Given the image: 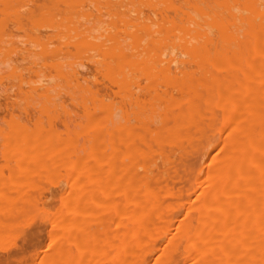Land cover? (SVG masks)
Wrapping results in <instances>:
<instances>
[{
  "label": "bare ground",
  "instance_id": "6f19581e",
  "mask_svg": "<svg viewBox=\"0 0 264 264\" xmlns=\"http://www.w3.org/2000/svg\"><path fill=\"white\" fill-rule=\"evenodd\" d=\"M35 1V5H37L38 1ZM16 2L17 0H0V10L2 9L4 12L11 8L10 10L15 11L16 7L13 6ZM51 2H54V0ZM69 2L72 3V7L76 3L75 8H72L71 4L67 7ZM69 2L65 0L66 7L71 12L72 10L74 12V9L84 11L83 4L79 5L82 3L81 0ZM114 2L119 4L114 5L113 2L108 0V5L106 3L100 5L109 6L110 11L108 10V12H111V7L113 9L114 7L117 8V11L118 8H122L120 9L122 11L125 8L128 10L129 5L127 4V7H125V1H122L124 6L121 5L122 3L119 0ZM138 2L141 1L138 0ZM131 3L133 2H130V5ZM39 5H43L41 8L43 11L48 10L49 4H46V2ZM46 5L48 6L46 7ZM143 5L150 6L151 10L154 11L153 13L157 11L159 19L156 17L157 22H152L156 25L155 27L148 23L150 20L148 22L147 20L144 21L145 23L141 22L142 24L139 23L140 21L135 23L132 20H127L126 25L120 17V20H113V23L118 22L121 25L123 24L124 27L120 32L109 34L110 36L106 38L107 41L100 40V42L95 40L97 37H93L94 35H87V31L91 34L92 31L89 30L90 28L93 30L94 25L90 28L85 27L80 31V27H76L79 23L72 27V22L70 25L72 29L67 30L69 32L72 30L70 32L71 37L68 36L70 35L69 32L67 37L59 34V38L65 37L64 40H59L60 43L62 40H67L66 43L62 42V44L64 43L62 46L73 47L74 51L79 47L77 50L79 54L85 53L82 50L85 51L88 48V50H95L96 54L88 57L90 61L92 60L95 63V70L96 65H99L97 70L104 73L103 75L107 78L108 83L116 90L113 93L119 96L120 103L132 106L137 115L146 117V121H137V126H132L128 122L129 119L124 121L126 110H123L124 115L121 114V117L124 118V122H128L127 125L125 123L127 127H124L111 116L113 114L109 109L110 106L105 104L102 98H98L96 95L98 93L93 92L100 85L92 91V88L86 85L79 86L77 83L78 89L76 88V91H82V95L87 94L88 101L91 104V109L85 112V116L88 118L86 120L85 117V120L88 122L83 127V130H88V133L84 131L85 134L89 135H86V140L91 139L87 141V145L90 142L88 146L85 143L82 144L84 147L86 146L87 150L82 149L83 147L80 149L81 144L78 148L77 143H74L73 140H70L73 143L64 142L66 145L71 143L70 145H73L75 151L80 149L84 153V155L83 153L80 155V150L77 153L74 151V154L78 156L72 154L71 157H76L78 161L75 160L80 164L73 161L75 164L72 166L71 159L73 157L69 158L70 164H68L66 157H63L65 154L61 153L64 149H58V143H55L56 146L53 145L56 151L59 150L58 153L63 154V160L60 161V155V159L56 157L58 163L57 161L55 163L62 165L66 162L68 164V167H66L67 164H63L61 167L63 171L66 169L65 172L59 171L61 170L60 166H57V171L63 172L62 175L64 176L70 175L72 179L71 177L68 179L69 176L65 177V180L68 179L67 181L70 182L66 183L68 187L65 186L66 189L63 192V201L66 202V205L63 206L66 209H62L64 212L61 211L60 218L57 220L58 225L53 227L58 229L56 233L58 238L54 242V250L47 256L43 264H264V0H143ZM76 6L79 8L77 9ZM133 6H135L134 3ZM160 7L163 12L160 11ZM30 8L28 9L30 12L35 11L34 8L33 11ZM57 8L53 9H56L55 12H60L61 15L62 10H59L61 7L58 9L59 11H57ZM62 9L64 10V8ZM70 10L65 9V13L68 12V17L71 13ZM114 11L116 10H112V13L117 17V11ZM47 12L49 13L50 9ZM42 13L41 16H46L45 13ZM90 13L89 11L88 16L83 14L86 16H83L85 21L89 20ZM36 14L34 15L36 16ZM67 15L64 14L65 17ZM75 15H77V11L74 12ZM28 16L30 17V15ZM54 16L57 17L58 15L52 14L51 18H54ZM71 16L70 20L74 18L73 14ZM64 18H61L62 20L60 19L59 22L66 21ZM76 18L73 21H76ZM77 20L79 21V19ZM59 22L58 24H61ZM79 22L82 25L87 21ZM130 22L131 26H129ZM70 23L67 22L66 29H68ZM58 24H51V28L57 27L55 28L56 32H54L55 36L60 32V27H58L60 25ZM62 25L63 28L65 23ZM103 26L105 25L103 24ZM58 28L59 31H57ZM75 28L79 29V32H76ZM97 28L99 29L98 26L95 29L97 30ZM116 28L117 26L115 31H119L121 27ZM52 30L54 31V29ZM62 31L64 30L62 29ZM35 32L37 34V30ZM47 34L50 36L49 33ZM64 35L66 34L64 33ZM75 35L77 38L74 37ZM42 36H39L41 40L43 39ZM51 36L53 37V35ZM72 38H76L75 41ZM45 39L42 40L43 44H37L39 46L37 48L44 47L43 55L47 52L48 54H46L50 56H48L49 59L47 58L50 63H48L49 69L54 66L57 75L58 73L61 75L59 68L62 67L57 65L60 61L62 62L63 58L68 62L69 58H75L76 55L73 56V53L71 54L68 50V54H65L68 56L59 60L64 51L58 49L55 50L58 57L55 58L57 55L54 52L51 56L54 49L49 54L48 50L51 48L46 49L44 46L49 42V39L48 37ZM35 41L33 40V42ZM72 41L74 42L72 43ZM51 44H53V47L55 46L54 43ZM59 51H61V54H59ZM32 54L38 55L36 52ZM70 55L73 57H69ZM29 57L31 56L29 55ZM37 57L39 56H35L34 59L43 60L41 64L45 63L44 65H47L45 56L43 58ZM51 57H54V61L58 59L59 62H53L54 64L51 65ZM77 58L76 63L74 59H71L72 62L74 61L76 66L82 65V62L79 64V61L83 59L77 60ZM34 59L32 65L36 63L34 62L36 59ZM71 60L69 61L70 64L65 62L68 67L65 66V63L63 65V67L68 68L69 73L73 70L72 65H74ZM76 66L75 69H77ZM128 75L130 76L128 77ZM74 76L75 79L79 77ZM59 77L61 78V76ZM140 78H143L146 84L145 89L149 93V97L142 99L143 101L140 100V95L139 97L136 95V89L133 90L136 92L135 94L131 91L134 85H136V88L138 87L137 90L141 89L138 86L140 81L136 80ZM71 79L72 77H70ZM58 80H55V82ZM84 81L86 82L87 79ZM69 85L71 84H68V87ZM52 86L53 89L50 88L51 90H48L49 87H47V90L45 89L49 93L48 95L51 92L54 94V90L57 92V89H59L58 86L50 85V87ZM43 87L45 88L46 85ZM37 88L42 89L41 86L36 85L35 89ZM66 89L64 92L68 91L69 88ZM38 93L43 94L44 98L45 94L43 92L42 94ZM113 93L112 95H114ZM80 94L78 95L80 96ZM48 95H45V98H48ZM55 95L56 93L54 96L52 95V98H49V101H53V98L57 96ZM85 95L79 98L82 97L81 99L84 100ZM83 103L85 102L83 101ZM96 110H108V117L103 115V120L109 121L110 119L109 123L112 128L109 126L108 128L112 130L104 128L108 125V121L107 124L104 122L106 126L102 128L101 123L103 120H99V117V119H93L94 116L91 117ZM155 115H158L160 121L156 119L157 117L154 119ZM152 119L159 121L161 126L158 125L160 126L158 127L156 122V125H154ZM119 124L123 128H119L120 131L124 132L121 135L117 133L118 140L121 137L122 140H120L121 143H116V135L114 134L118 126L120 127ZM128 124H130V127H128ZM85 134L84 137H86ZM122 134L124 137L127 136V140L123 139ZM205 134L209 135L205 137ZM58 137L60 138V136ZM81 137L83 136L81 135ZM204 137L206 140L204 143L207 140H211L212 143H210L207 150L204 148L206 152L202 153L203 157L202 161L200 160L201 164L199 163V170L196 171L197 175L195 174L192 185L187 189L189 192L187 191V194H185L186 198L182 201L184 203H178L179 198L177 199V197L179 195L176 196V193L174 194L170 190V181L168 182L170 180L168 177L171 175L169 172L174 173L171 169L170 155L173 154V150L176 152L177 149H180L178 147L184 144L181 140H186L189 149L192 146L195 149L196 145L193 141H196L197 144L199 141L201 143ZM64 139L68 141L67 138ZM179 141H181L180 146L177 145L176 147ZM191 142L194 143L192 146ZM166 146L172 148L171 151H169L170 149L166 151ZM51 147L47 150L49 156L52 151H55V148L52 147L51 150ZM64 148L66 156H69L67 150L70 149L71 151V148H69V145L67 146L68 149L66 146ZM195 150L197 152V149ZM34 151L36 152L35 149ZM180 151L181 149L178 150V154L181 153ZM47 152L42 154L43 158H45L44 155L48 158ZM31 153L33 152L29 153L30 156ZM24 154L22 157H27L29 162L28 153ZM36 154L38 155V153ZM56 154L51 158L54 159ZM190 156H193V154ZM181 158L180 161H182ZM158 160L160 164L157 162ZM186 160H184V163ZM38 161H35L37 165ZM40 163H44V161L42 160ZM49 164L52 165L53 171V168H55L54 163L51 164L50 162ZM77 164L79 166L74 167ZM64 165L65 169L63 168ZM172 168L174 169V166ZM177 168L179 167L177 166ZM182 176H184L183 172ZM172 187L171 189H173ZM67 188L70 192L67 191ZM177 190L175 189V191ZM178 192L177 194H179ZM182 197L184 198V196H181L180 199ZM3 211H6V209ZM23 253L24 251H22ZM25 256L22 257L19 254L18 259L15 260L20 261L19 258H21L24 261Z\"/></svg>",
  "mask_w": 264,
  "mask_h": 264
},
{
  "label": "rangeland",
  "instance_id": "374dc122",
  "mask_svg": "<svg viewBox=\"0 0 264 264\" xmlns=\"http://www.w3.org/2000/svg\"><path fill=\"white\" fill-rule=\"evenodd\" d=\"M37 1L39 3L37 2V5H35V3H36L35 0H33V2H31V0H29V1H27V0L26 1L25 0H22V1L21 0L20 1L17 0V2L14 3V6H13L14 8L16 7L15 8V11L10 10L11 8H9V10L6 8L7 10L4 11V12L2 11V9L0 10V44L2 46V47L0 46V60H1L0 61V264H12L13 262L15 264L16 261L19 262V263L16 262V264H22V263L23 264H43V262L45 261V259L47 258V256H49L50 253L54 250L53 249L54 242L58 238V235L56 234L57 231H58V229H54L53 227L56 226V225H58V221L57 220L60 218V214H61L62 209H64V206L63 205H66V202L64 203V201H63V199H64L63 198L64 197L63 192L66 189L65 186H66V183L68 182L67 180L71 177L70 175H68L69 177L67 175L66 176L62 175V173L65 172L66 169L64 168L65 165L63 166V168L65 169L64 171L62 170L61 167H62L63 164H67V163L70 164V161H69L70 159L69 158H72L73 157L71 159V161H72L71 162V166L73 164H75V163H73V161L74 162H77L78 161V159H76V157H74V156L71 157L72 154L75 155L74 154L75 149H73V145H70L71 143H73L70 140L75 141L74 143H77L78 148H79V146L81 144L80 149H81V147H83L82 149H84L86 146H88L90 144V142H88V145H87V141L91 139V138H89L88 140H86V138H87L86 135H88L87 134L88 133V130L87 131L86 130H83L84 125L87 124V122H88V121H86V120H88V118L85 116L86 115L85 112H87L89 109H91L90 108L91 107V104L88 101L87 94L86 95L84 94L85 95V99L84 100L81 99L82 97L79 98L80 96H84V95H82V93H83L82 91H80V90L76 91L78 89L77 88V86H78L77 83L79 84V86L86 85L89 88H92V91H93V89L95 90L96 87H98V85H100L96 89L97 91L95 90L93 92H96L98 94L100 93L99 95L96 94L98 96V98L99 99L102 98L103 101H104V103L105 104H108L110 106L109 109L112 111V114H113L111 116L113 118H115L114 120H116L117 123L119 122L121 125H124V127H127V126H125V123L127 125L128 122L132 126L135 125V127H136L137 124H138L137 121H139V122H145L146 121V119H145L146 117H143L142 115H137L135 113L134 109L132 108V106H129L127 104L124 105L123 103H120L121 100H119V98H118L119 96H117V95H115L113 93V91L115 92L116 90L108 83L107 78H105V75H103L104 73H101L100 72L101 70L100 71L97 70L99 65H96V70H95V68H94L95 67V63L92 60L90 61V59H88L89 56L96 54L95 53V50H88L89 49L88 48L85 51L82 50L85 53L79 54L78 51H77L79 49V47H77L78 49L76 48L77 49L76 51H74L73 47H68L69 48L68 49L67 47L62 46L67 41V40L66 41H63L65 39V37H63V38H59V37L61 35L67 37V33L69 32L67 30L72 29L70 25L73 22L72 27L74 25H76V24L79 23V25L76 26V27L77 28L80 27L79 28L80 31L83 28H85V27L86 28L87 27L90 28V26L92 27V25H94L95 27L93 26V30H92V28H90V30H89L90 32L92 31L91 34L88 31H87L88 34L87 33L86 34L87 35H94L93 37H97V39H95V40H98V41H100V40L101 41H103V40L104 41H107L106 38H108V36H110L112 32H114L113 34H115V32H120V30L122 29V27H124L123 24L121 25L118 22H114L113 23V20L116 21V20L122 19L123 22H125V24H126V22L128 23V21H131V20L133 22H135V23H138L139 21H140L139 23H141V22L142 23H145L144 21L147 20V22H148V20H150L151 22L149 21L148 23H150L152 25V27H155L156 25L154 23L157 22L156 21L157 20L156 17L159 19V16L157 15V11L155 13H153L154 11L151 10L150 6L143 5V0H140L141 2H138V0H119V2L122 3L121 4L122 6L125 5V7H127V4L129 5L128 10L130 12L127 10V8H125L124 11L120 10L122 8H118V11L120 10L118 12L117 11V8H115V7H114V9H113V7H111V12H108V10H109L108 7L109 6L106 7V5H102V6L100 5V4H104V3L107 4L108 3V0H88V1L87 0H81L82 3H80V4H79V2H77V3L80 6H81V4H83V7H82V8H84V11H82L83 13L81 12L80 9H79L80 11L74 9V12L77 11V15L78 14L79 15H82V16H80L81 18L79 17V15L78 16L77 15L74 16L73 10L71 12L70 9L69 10H70L71 13H70V15L68 17V15H67L68 12L67 11H69V10H68L67 7L70 4H71V7H72V3L69 2V1L72 2V0H67V2H69L68 5H67V7H66L65 0H61V1L59 0L58 2H56L57 0L56 1L54 0V2H51L52 0H49L50 2H48L47 0H44V1L37 0ZM76 1L77 0H75V2ZM94 1H96L95 2V5L93 4ZM100 1H102V2H100ZM105 1H107V2H105ZM114 1L115 0H113V1L110 0V2H113L114 5H117L118 2L115 3ZM122 1L123 2L125 1L124 3H126V4H124ZM24 2H26L25 3V6L27 4L26 7H29L30 6L31 7V8L29 7L30 10L33 11L32 9L34 8L35 11L34 12H30L28 10L29 8H26L24 6ZM41 2L42 3L46 2V4H49V6L46 5V7L48 6V10L50 9V12L49 13L47 12L48 11L47 9H46V12L43 11V9H41L43 7V5H39V4H42ZM130 2H133L134 3L135 6H133V3H131V5H132V7L134 9L132 7H130L131 6L130 5ZM51 3H52V5H51ZM96 3L98 4V8L96 7L97 6ZM53 4H55V5H53ZM57 4H58V8H57ZM75 5H76V3H75ZM75 5L72 8H75ZM36 6L37 7H40V8H37ZM44 6H45V4H44ZM50 6H53V7H50ZM78 6H76L77 9L79 8ZM94 6L96 7V9H95ZM59 7H61V9H59ZM105 7L107 8V10H106ZM14 8H12V9H14ZM51 8L52 9L53 8H57V11L62 10L61 11V15H60V12H55L56 9H53V11H54L53 12ZM62 8H64V10ZM65 9L67 10L66 11L67 13H65ZM85 10H86V12H88L87 13L88 15H89V11L91 12L90 13L91 16H89L90 18L88 17L89 20H86L87 22L85 21V18H84V17L88 16L87 14H85L86 13ZM97 10H100L101 13H100V11H97ZM112 10H116L117 11V14H118L117 17H115L113 15ZM116 11H114V12H116ZM136 11H137V14H136ZM160 11L163 12V10H162L161 7H160ZM39 12L45 13L46 16L45 15H42L43 16L42 17L41 16V13H39ZM121 12H124V13H121ZM161 12H160V14L162 16V13ZM30 13L31 14H33V13L36 14L37 13L36 14L37 17L34 14L31 16ZM63 13L66 14L68 18L65 17ZM92 13H93V16H92ZM110 13H111V15H110ZM125 13L129 14V15L126 14L128 17L125 15ZM52 14L53 15L56 14L58 16L57 17L54 16V18H51ZM71 14H73V16H74L73 19L71 18L72 20H70ZM83 14H85L86 16H84ZM119 14H123L124 16H126L125 18H127V19H125L123 15H119ZM28 15H30V17ZM75 17H77L76 18V21L77 22L76 21H73V20H75ZM50 18H51V20H50ZM57 18H59V19H57ZM61 18L62 19L63 18L66 19V21L64 20L62 22H59ZM52 19L54 20V22H53ZM77 19H79V21H81V22H86V23H84V24L82 23V25H81V23ZM70 21H71V23H70ZM46 22H47V24H46ZM58 22L61 23V24H58ZM67 22L70 23L69 26H68V29L65 28L67 26ZM152 22H154V23H152ZM62 23H63V25L65 23V26H63ZM115 23H116V25H115ZM35 24H37L38 26H36ZM49 24H50V26H49ZM51 24L52 25H54V24L55 25H57V24L60 25L58 27H60V32L61 33L59 32L57 34L58 36L57 35L56 36L54 35V32H56L55 31V28H57V27L54 26L53 28H51L52 27ZM103 24L105 26H103ZM130 24H131V22L129 23V26H131ZM61 25L63 26V28L61 27ZM112 25H114V26H112ZM96 26H98L99 29L97 28V30H96L95 29ZM116 26H117L116 29H119L121 27L119 29V31L118 30L115 31V27ZM48 27H49V29H48ZM64 28L66 29V31H65ZM52 29H54V31ZM62 29L64 31H62ZM79 29L78 30L76 29V32L77 31L79 32ZM35 30H37V34H35L36 33ZM57 31H59V28H58ZM106 31H108V32H106ZM70 32H69L70 35H68V36L71 37V33ZM47 33H49L50 36L53 35V37L51 36V38H50V36H48ZM64 33L66 35H64ZM93 33H95V34L98 33V34L95 35ZM46 34H47V36H46ZM59 34H60V36H59ZM104 34L105 35L107 34V35L105 36ZM118 34H121V33H118ZM36 35H38V36H36ZM41 35H43L42 36V38H43L42 40H44L47 37L49 39V42H47L48 45H47V43L44 44V46H45L46 49L48 47L51 48L50 50H48L49 54H50L51 50L54 49V51L51 52V54H52L51 56H53V52L55 53V50L63 49L62 50V51H64V53L62 52L63 54H61V51H59V54H61V58H59V60L60 59L62 60V57L68 56V55H65V54H68L67 53L68 50H69V52H71V54L73 53L72 54L73 56L76 55L75 58L72 55H70L69 57L72 56L73 58H69L68 57L69 58L68 59L69 61L71 59L72 60L74 59L75 60V63H76V58L77 57H78L77 60L78 59L79 60H82L83 59L82 61H79V64H80V62H82L81 63L82 65H78L79 68H78V66L75 65L74 61L72 62V60H71V63H73L78 70L75 69V66L74 65H72V69L73 70L71 71V69H70L71 72L69 73V71H67V69H68L67 68L68 67L67 64L68 63L70 64V62L69 61L67 62L65 58H63L64 61L62 60L63 63L60 61V63L57 65V66L60 65L63 68V69L62 68L61 69L59 68V71H61L62 74L60 75L58 73V75L61 76L62 79L57 75V71L55 70L56 68L54 66L53 67L51 66V68L49 69V66L48 65L50 63H49V60L48 59H49L50 56L47 55L48 54L47 52H46L47 54L45 53V55H43V53H44V47L42 45H40L42 47L37 48V47H39V46H37L38 43H40V44L42 43L43 44V42H42V40L40 38ZM73 35H74V33H73ZM73 35H72V37H73ZM33 36H34V38H32ZM54 37L56 38L55 40H54ZM70 37H69V39H70ZM74 37H76V35ZM76 38H72V39H74V41H75ZM60 39H63L61 41V43L59 42ZM33 40H36L37 43H36V41L33 42ZM74 41H72V43ZM62 42H64V43L62 44ZM34 43H36V44H34ZM51 43H54L55 46L53 47L52 46L53 44H51ZM41 48H43V49L40 50ZM55 48H57V49H55ZM33 49H34V51H33ZM80 50H79V52H80ZM30 51H31V53H30ZM32 51L34 53L36 52L38 55H35V54L34 55L35 56H39L40 58H43V56H45L47 65H44L45 63L41 64L43 62V60L40 61V59L37 60L36 58H35L36 61H34V62H36L34 64L36 66L32 65L33 64V61L32 60L35 57L32 54L33 53ZM27 53H28V55H27ZM56 53H57V51H56ZM41 54H42V56H40ZM29 55L31 57H29ZM46 55H47V57H46ZM56 55L57 56H55V58L58 57V54H56ZM3 57H5V58H3ZM39 57H37V58H39ZM45 58H44V60H45ZM50 60L52 61L51 62V65H53L54 63H57V61H58V59H56L54 61V57L53 58L51 57ZM37 61H38V63H37ZM65 62H67V64ZM92 62L94 63V65H93ZM3 63H4V65H3ZM64 63L66 64L65 66H67V67L64 66L65 67V70H66V73L65 74H64L65 70H64V67H63ZM77 64H78V62H77ZM15 66H16V68H15ZM11 69H13L14 71L11 70ZM80 72H81V74L83 72V74L82 75L81 74L79 75ZM85 73H88V74H85ZM72 75L73 76L76 75V77H78V76L79 77L77 79H75V76L73 77ZM130 75H128V77ZM69 76L72 77L71 80H70V77ZM82 77H84V78L82 79ZM66 78H67V80L69 79L70 81L69 80L67 81ZM86 79H87V81L85 82L84 80H86ZM140 79L139 80L136 79L138 82L140 81L139 82V85H138V83H137V85L140 86L141 89L143 87V89L142 90L141 89L137 90L138 87L136 88V85H134L133 86L134 88H131V91L134 92L133 90L136 89L135 91L138 94L136 92H134V94L136 93V95H138V97L140 95L139 98H140L141 101H143L142 99H147L149 97V93L145 89V85L146 84H145L143 78H140ZM55 80H58L57 81L58 83H61L62 82L61 83L62 85L61 84H58L57 82H55ZM46 83L47 84L49 83V84L47 85ZM56 84H58V85H56ZM68 84H71V85H69V87H68ZM31 85H33V86H31ZM36 85L37 86H41L42 89L40 90L39 89L40 87L37 88V89H35ZM45 85H46V87L44 88L43 86H45ZM50 85H55V86H58L57 88H59V89H57V92L58 93L56 92V90H54L55 91L54 94L56 93V95H57V96L55 95L56 98L58 96H60L57 99L54 97L55 98V99L53 98V101L54 102L53 101H49L50 100L49 98H52V95L54 96V94H52V92H51V94H50L51 97H50V95H48L49 93H47V91H46L47 90V87H49L48 90L50 88L53 89V86L50 87ZM107 85L109 87H111V88H109ZM32 88H33V90L35 89L34 90L35 92L32 90ZM66 88H69V89H68V91L64 92L65 90H67ZM110 89H113V90H110ZM58 90H60V91H58ZM61 91H63V92H61ZM144 91H145V94H144ZM38 92H40L41 94L43 92L45 95H48L49 97L48 98L47 97L45 98V95H44V98H43V94L40 95ZM107 93H109V94H107ZM112 93L114 95H112ZM78 94H80V96ZM31 95H32V97H31ZM74 96H75V98H74ZM72 99H73V101H71ZM86 99H87V101H86ZM46 100H48V101L46 102ZM83 101L85 103H83ZM59 102H60V104H59ZM78 102H79L80 105L78 104ZM118 103H120V104H118ZM85 105L87 106L86 108L84 107ZM112 106H113V108H111ZM5 108H6V110H5ZM108 110H105V111L104 110H102V111L96 110L95 112L93 111L94 113H93V115L91 114L92 115L91 117L94 116L93 119H95V118L99 119L100 118L99 120L102 121L104 119L103 118V115L105 117H108V114H107L108 113ZM123 110L124 111L126 110V114L125 115H124ZM115 111H117V112H115ZM63 113H65V114H63ZM121 114L124 115L127 120L126 119L124 120V118L121 117L122 116ZM157 116L158 115H155V117L153 116L154 119ZM85 117H86V120H85ZM138 117L140 118V120H138L139 119ZM135 118L136 119L138 118V119L136 120ZM128 119H129V121H128ZM154 119H152V121H154ZM156 119H159V117H157ZM123 120L124 121H128V122H124ZM107 121L108 120H103L102 121V123H103V124L101 123L102 128L104 126H106ZM159 121H160V119H159ZM159 121H154V125L157 124V126L158 125L161 126V123ZM104 122L106 123L105 125H104ZM109 122H110V119L108 121V125L106 127H104V128H107L108 130L110 129V128H108V126L112 128V126L110 125ZM155 122H156V124H155ZM99 123H100V121H99ZM158 123H160V124H158ZM130 124H128V127H130L129 126ZM121 125H120V127L117 125L118 128L116 129V132L114 134V135H116L115 136L116 143H118V142H120V140H122V137H121L120 140H118V136H117V133H118V135H121V133L124 132L122 130L120 131V129H119V128H122ZM160 126H158V127H160ZM103 130H105V129H103ZM110 130H112V129H110ZM84 131H86L87 133L85 134ZM90 131H92V130H90ZM56 132H58V133H56ZM65 132H67L68 134L65 133ZM81 132H83V133L80 134ZM91 133H89V134L91 135ZM72 134L75 135L76 137L77 136L78 137L76 138ZM84 134H85L86 137H84ZM81 135L83 137H81ZM206 135H209V134H205V137H207ZM58 136H60L61 139ZM122 136L124 137L123 134H122ZM205 137H204V139L201 140L202 141L201 142L202 143V146H201L200 141H199L198 144H197L196 141H193V142H195L196 147H199V146L201 147V148L199 147L200 148L199 149V148H196L195 145H194L195 149H197V152H196V150L192 146L194 144L193 142H191V146H192L193 149L192 148L189 149L190 148L189 145H188L189 148L187 147L186 140L185 141L184 140H181L184 144L183 145L181 144V147H178V148L181 149L180 152L182 154L181 153L178 154V150H180V149H177L176 148L177 145L180 146L179 143L181 141L177 142L178 144H176V147H173V148L177 149L176 150L177 153L173 150V154L171 152L172 155H170V158H171L170 160H171V163H172V167L174 166V169H177V170H174L171 167V169L173 170L174 173H172V171L170 169L171 173L169 172V174H171L173 177L171 175H169L168 178L170 180H168V182L170 181L169 182V184L171 185L170 186V190L174 194L176 193V196L179 195L177 197V199L179 198L178 203L179 202L182 203V201H184V199L186 198V195L185 194H187V191H188L187 189L190 187V185H192V183H193V181L195 179V176L197 175L196 174V171L199 170V166L201 164L203 154L206 152V151H204V148H205V150H207V148L210 145V143H212L211 140H207V142L204 143V141H206L205 140ZM64 138H67L68 141H66V139H64ZM126 138H127V136H125L123 139L124 140H127ZM83 140H86V141L84 142ZM82 141H83V143H82ZM64 142H66V143L71 142V143L66 145V143H64ZM55 143H58V145L57 144L56 145H57V148L60 149V150H62V149L65 150L64 147L66 146V148H67V146L69 145V148H71V151H73V152H71L70 149L67 148L68 149L67 150V153H68V155L69 154L70 155L69 156H66L67 155L66 152L64 150H62L61 153H64L65 154V155H63V154L62 155H63V157L65 156L66 159L68 160L67 163L65 162V163L62 164V162H60V164H62V165L57 164L58 163V159H60V157H61V160L60 161H62L63 160V157H62L61 153H58L59 150L56 151V148L54 147V146H56ZM84 143L86 145L85 147L83 146ZM104 144H106V143H104ZM118 145L120 146V144H118ZM51 146L53 148H55L54 149L55 151H52L51 153L52 154L53 153L54 154H56V153L59 154V155L56 154L54 156V159L55 160L52 159L53 157L51 158V156H53L54 154L53 155L50 154V156H49V153L47 152V150H49ZM58 146H60V147H58ZM182 146H183V148H182ZM52 147H51V150L53 149ZM165 148H166V151H167V149L168 150L170 149L169 151H171V149H172V148H169L168 146H166ZM21 149L22 150L26 149L27 151L24 150L25 151L24 152ZM34 149L36 150V152L34 151ZM80 149H78L77 151H79ZM85 149L87 150V148H85ZM15 150H17V151L19 150V151L17 152ZM28 150H29V152H28ZM190 150H194L195 152L194 151H190ZM69 151H70V153H69ZM77 151H75V152L77 153ZM186 151H189V152H186ZM26 152L28 153L27 156L30 159L29 162L27 161V157H25V158L22 157V156L26 155V154H24ZM30 152H33V153H31L32 154L31 156L29 155ZM46 152L48 153L47 154L48 158L50 157L52 161L50 160V158L48 159L46 157V155H44L45 158H43L42 154H44ZM36 153H38V155ZM80 153L79 154L82 155L83 152L80 150ZM174 153H176V154H174ZM183 153L184 154L186 153V154L184 155ZM188 153H189V155H192L193 154V156L195 158L193 156H190L189 157ZM194 153H195V155H194ZM83 155H84V153H83ZM181 155H184V156H181ZM32 156L33 157L36 156V157L31 160V158H33ZM75 156H78V155H75ZM56 157H59V158L57 159ZM180 157H182L181 158L182 161H180ZM184 157H185V159H184ZM177 158H179V159H177ZM46 159H47V161H45ZM34 160L35 161L36 160L37 161L39 160L38 161L39 162L38 163L39 166L37 165V162H35ZM42 160L44 161V163H40V162H42ZM184 160H186L185 163H184ZM55 161H57V163H55ZM27 162H28V165H27ZM50 162H51V164L54 163L53 165H54L55 168H53V171H52V165L50 166V164H49ZM157 162L160 164V161L159 160ZM77 163H79V162H77ZM173 163H175V164H173ZM68 164H67L66 167H68ZM79 164L75 165L74 167L79 166ZM26 166H27V168H26ZM57 166H60L59 168L61 170H59V171H63V172H61V173L58 172L57 171V169H58ZM177 166L179 168H177ZM39 169H42V170H39ZM55 172H57V173H55ZM175 172H176V174H175ZM182 172H183V175L184 176H182ZM191 173H192V175H191ZM177 176H178V178H176ZM65 177H68V179L65 180ZM71 179H72V177H71ZM178 180H179V182H178ZM172 182H173V184H171ZM68 183H70V182H68ZM2 185H4V186H2ZM173 185H174V188L172 187ZM66 187H68V186H66ZM171 187L174 190L171 189ZM175 189L176 190L178 189V190L175 191ZM67 191H68V188H67ZM67 191H66V194L68 192H70V191H68V192ZM181 191H182V194L183 195L181 194ZM177 192L179 194H177ZM181 196H184V198L182 197L180 199ZM4 209H6V211H3ZM64 210L62 211V213L64 212ZM32 240H34V241H32ZM20 249L22 251H24L23 254H22V251ZM15 252H17L18 254L15 253ZM19 254L22 257H23V255L24 256L27 255L28 257L25 256L24 257V261L21 258H19L20 261L19 260H15V259H18ZM11 261H12V263H10Z\"/></svg>",
  "mask_w": 264,
  "mask_h": 264
}]
</instances>
